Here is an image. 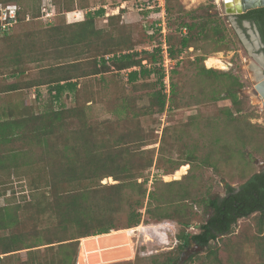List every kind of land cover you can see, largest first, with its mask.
<instances>
[{"label":"trees","instance_id":"obj_1","mask_svg":"<svg viewBox=\"0 0 264 264\" xmlns=\"http://www.w3.org/2000/svg\"><path fill=\"white\" fill-rule=\"evenodd\" d=\"M21 1L0 0L1 4H14L18 8L15 25L0 35V42L7 49L0 57V69L13 67L9 77L16 80H22L25 74L24 70L18 68L21 59L17 57V52L26 49L22 47V39L13 36L14 32L29 26L33 20L37 21L44 12L36 3H40V0H24L33 1L31 8L34 11L26 18L30 10L27 6L22 10ZM50 2L56 14L53 21L45 22L43 27L35 29L37 32L32 33L31 42L28 45L25 43L29 52L36 54L30 62L40 65L43 58L44 61L49 59L41 69L40 78L24 83H0V95L45 85L53 94L54 101H59L65 91L73 93L76 107L50 109L35 114L31 103L22 100L20 105L10 106L8 113H0V184L3 185L0 195L6 194L9 184L5 180H9L11 172L16 174L18 168L27 169L24 177L29 180L26 181L27 186H22L21 179L18 181V176H14L16 185L11 192L15 194L16 188L32 190L25 191L27 193L17 203H5L0 207V264H76L81 239L135 228L142 222L143 214L154 218L156 222L171 220L182 228L175 236V247L151 255L150 264H198L202 251L194 254L196 250L206 253L199 264H239L230 257H238L241 248L247 243L244 240L250 238L249 234L242 235L240 240H231L228 244L224 241L230 239L239 220L252 215L258 216V231L262 233L264 171L254 172L249 178L244 177L237 187L225 184L223 196L214 195L195 201L210 210L208 218L196 226V233L186 231L191 226L192 218V207L186 203L178 202L170 212L154 214L156 207L150 209L148 206L151 205L149 200H155L156 197L145 188L148 183L145 173L157 164V159L155 150L142 148L145 140L139 118L162 113L167 103V95L163 93L165 70L161 66V49L156 48L152 53L135 52V46L146 40L151 41L152 36H147L144 29L140 30L139 35L133 29L126 31L128 25L121 21L118 24L120 15L110 17L109 22L115 23L108 24L103 30L95 27L93 21L96 16L103 15V9L87 13L84 21L56 25L54 23L59 13L83 10L87 7L86 0ZM150 3L151 0H133L132 4L142 7L139 12L144 18L159 12L158 7L146 9ZM243 20L256 25L264 45V7L239 16L238 21ZM156 21L161 23V18L158 17ZM165 21L164 30L168 29L166 45L171 60L178 59L197 43L211 40V45L215 46L213 52H221L232 42V38L228 37V29L217 17L209 13L196 17L192 11H183L181 7L175 9L170 0H165ZM154 27L156 34L163 33L162 25L158 27L155 23ZM232 34L238 39L234 31ZM15 53L16 56L12 58ZM107 55L113 57L106 61ZM157 56L162 58L158 60ZM144 61L154 64L153 68L147 69ZM155 69L158 73L155 84L138 83L140 79L154 73ZM126 70H129L127 84L130 88L129 91L123 87L116 90L117 102L113 109L115 120L98 124L87 122L85 104L89 102V97L82 95V106L79 101V80L99 78L98 82L104 84L103 76L106 74ZM198 72L203 80L211 82L210 91L206 94L209 100L216 101L214 88L219 86L225 98L230 100V107L223 111L234 133L241 136L244 130H250L249 124L240 115L245 104L237 96V91L242 88L238 79L228 72L206 69L203 65ZM156 84L158 89H155ZM147 87L154 89L151 93L148 89L144 90L148 93V106L137 109L135 96ZM175 89L176 85L169 82L171 99ZM129 92H132L131 95ZM170 102L173 106V101ZM68 125L72 126L69 133L66 130ZM183 165L185 163H177L167 169L166 175L174 171L176 174L179 166ZM107 178H112L114 183L102 184L101 181ZM170 183L177 184L178 181L165 184ZM41 188L45 190L36 196L39 192L35 191ZM217 242H221L219 247ZM227 247L230 253L233 252L223 261L221 251ZM257 247H263L264 252V241H260ZM20 253H24L25 258L20 257Z\"/></svg>","mask_w":264,"mask_h":264},{"label":"rangeland","instance_id":"obj_2","mask_svg":"<svg viewBox=\"0 0 264 264\" xmlns=\"http://www.w3.org/2000/svg\"><path fill=\"white\" fill-rule=\"evenodd\" d=\"M40 1V3L36 2L37 5L39 4L42 10L47 9L51 13L54 11L53 16L47 17L45 15L46 12H43L37 21L33 20V22L29 23V26L16 29L13 35L22 39V47L26 49L24 52H17V57L21 59L18 68L25 71L24 78L22 80L17 78L16 80L9 77L13 67L1 68L0 83L7 84L15 81L24 83L39 79L42 67H45L46 62L49 60L44 61L43 58V62L40 65L30 62L31 59H35L36 54H31L25 46V43L28 45L31 42L32 33L37 32L34 30L43 27V23L45 22L49 23L53 21L54 15H56L50 0ZM74 1L76 2L77 0ZM20 3L22 4H20L22 10H25L26 6L29 7L30 13L27 14L26 18L30 17V14L34 11L31 8L33 1L25 2L22 0ZM132 3L133 0H86L87 7L85 9L71 11H82V18L80 15L69 14L68 20L65 15L66 13L61 12L56 17L54 24L59 25V23H63L67 25L84 21L87 13H94L103 9V15L96 16L93 21L96 23L95 27L103 30L108 24L115 23L109 22L110 17L120 15L118 24L121 21V23H125L124 25H128L126 31L133 29L139 35L140 30L144 29L147 36H152L151 41L146 40L145 43L135 46V52L146 51L152 53L156 48L161 49V46L164 43L166 44L168 29L162 30V34L160 32L156 34L154 24L156 23L158 27L162 25V22L156 21L158 20L157 15H147L142 18L140 12L135 9V5ZM170 3L175 9L181 7L183 11H192L196 17L206 15L207 13L217 17L228 29V37L232 38V42L228 44V48L221 52H213L215 46L211 45L213 42L210 40L204 43H197L195 46L189 47L184 51L178 59H172V63L174 64H169L168 71L170 74V84L172 82L176 85L173 100L170 98V93L164 92V88L163 93L167 95L164 111L154 116L145 115L139 118V125L143 130L145 140L142 148L144 150H155V160L157 159V164L145 173V178L148 181L145 188L156 197L155 200H149L151 205L148 207L151 209L155 206L156 212L154 214H156L161 211L170 212L178 202L186 203V205L192 207L191 226L186 231L196 233L198 232L196 226L208 218L210 210L203 205L196 204L195 201L214 195L223 196L225 184L233 187L239 186L242 182L241 179H244V177L249 178L252 173L259 172L261 165L258 162L264 164L263 101L244 94V92H248L249 89L256 85L258 82L256 79L258 76L257 72L262 71L263 67L260 54L258 51L253 50V44L250 43L247 37L242 34L240 35L238 29H234L235 26L230 21V15L225 13L222 0H170ZM121 9H123V12H121ZM119 12L120 14H118ZM75 19H78V21L75 22ZM232 31L237 34L238 39L233 37ZM247 32L251 31L248 30ZM35 39L37 38L35 37ZM18 47L21 46L18 45ZM6 50L4 44L0 42V57ZM15 56L16 53L12 58ZM210 56L217 57L224 65V68H215V70L232 74L242 84V88L237 91V96L239 100H243L245 109L240 115L249 124L250 130L247 128L241 136L236 132L234 133L232 126L225 120L223 109H228L231 104L230 100L226 99L224 93L221 92V87L214 88L217 97L216 101L209 100L206 94L210 91L211 82L207 79L203 80V77L198 76L199 68L202 65L206 69H210L205 65V60ZM162 57L157 56V59L160 60ZM202 58L205 60H201ZM143 64L150 70L154 66V64H149L148 61H144ZM156 70L150 76L140 79L138 83L155 84L158 75ZM172 71L174 72L172 73ZM128 72L129 70L119 73L114 71L112 74H106L103 76L105 79L104 84L98 82L99 78L79 80L80 104L84 106L82 95H86L87 98L89 97L87 99L89 102L85 104L87 122L98 124L108 120H115L116 115L113 109L116 106L115 102H117L116 90L123 87L129 91L130 85L127 84ZM111 77L115 78L110 81ZM158 87L156 84L155 89H158ZM146 89L150 90V93L154 90L147 87L143 88L141 92H137L135 96L137 97L135 104L137 109L148 106V93L144 92ZM131 93L129 92L130 95ZM52 95L49 92V87L45 85L26 89L18 93L1 94L0 113H8L9 110L7 109L10 106L20 105L22 100L31 103L32 111L35 114H40L50 109H73L76 107L73 93L65 91L59 101H54ZM170 100L173 101V106L170 105ZM71 127L69 125L66 126L67 133H69ZM249 135L250 139L248 138ZM189 156L190 158H188ZM177 163H185V165L179 166L176 174L174 171L173 174L166 175L167 169H171ZM26 172V168H18L16 174L11 172L9 180H5V183L9 184V186L6 194L0 195V207L5 203H17L21 197L23 199L24 195L31 190L29 188L27 190H17L16 188L14 190L16 191L15 194L11 192L16 185L14 182L16 180L13 179L16 175L18 176V181L21 179V185L26 184L27 186L26 181L29 178L24 177ZM176 177L179 179H175ZM140 181L141 179L138 180V182ZM171 181H178V183L165 184ZM101 183L112 184L114 181L112 178H107L102 180ZM2 186L0 184V190L3 189ZM44 190L45 188H41L35 191L39 192L36 196L40 195V192ZM257 217V215H252L247 219L239 220L233 228V234L230 239H223H226L224 243L228 244L231 240H240L242 235L249 234L250 238L244 240L247 243L241 248L238 257L236 255L230 257L231 260L238 261L239 264H264V256L261 254H264L262 251L263 247H257L260 241L261 243L264 241V224L262 233H259ZM132 229L134 230L130 238L132 254L126 253L120 259H116L117 261L115 259L108 260L109 262L103 264H125L126 262H129V264H150L149 257L151 255L169 251L175 247L177 243L175 236L182 228L171 220L156 222L154 218L143 214L142 222ZM120 231L125 230L114 232ZM80 244L81 242L79 243V247ZM122 244L123 246H120ZM219 245H221V242H217V247ZM109 246L113 247L112 249H118V247L124 248L125 241L122 239L118 240L106 245V248H110ZM199 253L200 261H198V264L202 263V259L206 254L203 250H196L194 252V254ZM231 253L228 247L223 252L221 251V256L224 257L223 261ZM19 256L25 258L24 253H20Z\"/></svg>","mask_w":264,"mask_h":264},{"label":"bare ground","instance_id":"obj_3","mask_svg":"<svg viewBox=\"0 0 264 264\" xmlns=\"http://www.w3.org/2000/svg\"><path fill=\"white\" fill-rule=\"evenodd\" d=\"M235 1L236 0H231V3ZM205 65L207 68H214V69L224 68V65L222 64V62L215 56L208 57L205 60ZM257 73L259 74V72ZM259 78H261V75L259 76ZM256 79L258 81V76ZM175 179H179V178L176 177ZM133 232H134L133 229H128L125 231L110 232L108 234L96 236L94 240V245L96 248L93 246L87 245V248H88L87 250L85 249L84 244L81 243L76 264H103L106 262L108 258L109 259L119 258L121 257V254H124V253L132 254V246L130 244V238ZM92 237H95V236H92ZM121 239L125 241L124 248L120 249L118 247V249H112L113 247H110V246H109L110 248H106V245L112 244ZM120 246H123V244ZM91 247L93 248L92 250H90Z\"/></svg>","mask_w":264,"mask_h":264},{"label":"built area","instance_id":"obj_4","mask_svg":"<svg viewBox=\"0 0 264 264\" xmlns=\"http://www.w3.org/2000/svg\"><path fill=\"white\" fill-rule=\"evenodd\" d=\"M155 7H158L159 8V12L156 14L157 17H160L161 18V22H162V27H163V31H164V26H165V22H164V15H165V0H151V3L146 5V9L148 10H151ZM135 9L137 11H140L142 9V7H138V6H135ZM17 6L14 5V4H1L0 3V35H2L4 32H7L9 31L10 28H12L15 23H16V16H17ZM44 12H46V16L49 17V16H53L54 14V11L53 13L51 12H48L47 9L44 10ZM69 14H75V16H81L82 18V11H74V12H71V13H66V18L69 20ZM77 18V17H76ZM81 20V19H80ZM78 19H75V22H77ZM161 54L163 55V60H162V67L164 68V72H165V78L163 80L164 82V92L165 93H169V64H174L172 63V60L169 58V55H168V51H167V46L166 44L164 43L162 46H161ZM113 56L110 55V56H106L105 57V60L108 61L110 58H112ZM171 68V67H170Z\"/></svg>","mask_w":264,"mask_h":264},{"label":"water","instance_id":"obj_5","mask_svg":"<svg viewBox=\"0 0 264 264\" xmlns=\"http://www.w3.org/2000/svg\"><path fill=\"white\" fill-rule=\"evenodd\" d=\"M222 2L224 5L225 13L227 15H230V16L244 14L250 10L264 7V0H236L234 2V4L231 3V0H222ZM253 39L258 42L259 37L253 36ZM260 60H261V63L263 64L264 56L262 54H260ZM260 75H261L260 80L258 81V83H256L254 88H251L248 91V94L250 95L251 98L261 99L263 101V105H264V75L263 74H260ZM259 165H261L260 172H263L264 171V164L262 162H259ZM95 238H96V236L90 237V238H85V239H82L80 242L84 244L85 249L87 250L88 249L87 245L95 247V245H94ZM80 246H81V244H80ZM79 249H80V247H79ZM92 249L93 248L91 247L90 250H92ZM120 249H122V248H120ZM123 255H126V253L121 254V257ZM114 259H115V261H117L116 259H120V257L119 258H112V259L108 258L105 263L109 262L108 260H114Z\"/></svg>","mask_w":264,"mask_h":264},{"label":"flooded vegetation","instance_id":"obj_6","mask_svg":"<svg viewBox=\"0 0 264 264\" xmlns=\"http://www.w3.org/2000/svg\"><path fill=\"white\" fill-rule=\"evenodd\" d=\"M241 15L242 14L230 16V21L233 23V26H235L234 29H236V30L238 29L240 35L242 34V35H244L245 37H247L249 39L250 43L253 44V50L254 51H256V52L258 51L259 54H262L264 56V52H263L264 45H263V42L261 40L259 31H258L256 25L254 23L248 21V20H243V21L239 22L238 21L239 20V16H241ZM248 30H250L251 32H247ZM253 36H258L259 37L258 42L253 39ZM247 38H245V39H247ZM262 67H263V70L259 71V72H260V74L264 75V62L262 64ZM260 74H258V81L260 79L259 78ZM252 88H254V87H252ZM244 94L245 95L246 94L249 95L248 92H246V93L244 92ZM259 172H260V170H259Z\"/></svg>","mask_w":264,"mask_h":264},{"label":"crops","instance_id":"obj_7","mask_svg":"<svg viewBox=\"0 0 264 264\" xmlns=\"http://www.w3.org/2000/svg\"><path fill=\"white\" fill-rule=\"evenodd\" d=\"M232 4H234V2H232Z\"/></svg>","mask_w":264,"mask_h":264}]
</instances>
